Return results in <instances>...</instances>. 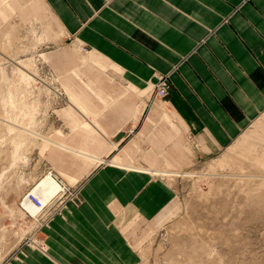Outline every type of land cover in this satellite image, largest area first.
<instances>
[{"label":"crops","instance_id":"obj_1","mask_svg":"<svg viewBox=\"0 0 264 264\" xmlns=\"http://www.w3.org/2000/svg\"><path fill=\"white\" fill-rule=\"evenodd\" d=\"M0 5L12 20L53 38L47 43L70 37L85 51L79 63L103 70V59L126 86L112 94L71 67L79 92L65 84L68 103L58 110L70 130L48 136L40 153L71 183L74 199L0 264H135L124 226L169 202L166 176L222 155L264 170V0ZM0 15L6 18L1 7ZM162 75L165 93L154 94L157 101L141 96Z\"/></svg>","mask_w":264,"mask_h":264},{"label":"rangeland","instance_id":"obj_2","mask_svg":"<svg viewBox=\"0 0 264 264\" xmlns=\"http://www.w3.org/2000/svg\"><path fill=\"white\" fill-rule=\"evenodd\" d=\"M0 7L6 17L0 15V98L7 97L10 91L17 106L35 102L32 124L40 135L53 139L60 129L65 134L70 130L58 110L68 103L64 85L77 90L79 84L71 67H76L83 79H93L112 94L126 87L118 81L117 69L105 60L101 59L103 70L79 63L85 51L70 37H63L59 44L47 43L53 38L41 36L26 22L12 20L15 15L10 8ZM88 96L94 100L91 94ZM141 96H151V101L159 99L150 89ZM0 107V121L16 115L19 119L14 110H6L2 103ZM11 134L0 130V170L5 156L13 149ZM37 145L24 147L26 161L17 158L6 177H0H4L0 180V261L18 243L28 241L38 228V221L18 205L25 188L43 176L47 167H53ZM226 159L222 155L217 163L194 164L186 169L187 176H166L173 189L169 202L154 217L132 221L129 229L124 226L138 252L135 264H264V178L244 176L264 174V170H257L241 157L228 162ZM48 163L52 167L46 166ZM54 173L65 185L71 184L57 170Z\"/></svg>","mask_w":264,"mask_h":264},{"label":"bare ground","instance_id":"obj_3","mask_svg":"<svg viewBox=\"0 0 264 264\" xmlns=\"http://www.w3.org/2000/svg\"><path fill=\"white\" fill-rule=\"evenodd\" d=\"M10 43V42H8ZM18 48V47H16ZM82 50V48H81ZM1 51V50H0ZM6 51V50H3ZM24 51V50H23ZM3 56V55H2ZM30 60V59H26ZM35 62V61H34ZM29 64V63H28ZM26 64V65H28ZM31 65V64H30ZM30 69V68H29ZM2 70V69H1ZM14 93V92H13ZM12 94L9 91L7 97H3V99H1V103L3 104V106H6V110H8L10 108V110H14L13 112H15L16 114L19 115V119L16 116H13L14 118H3L4 121H0V130H4L7 132H12L10 139L13 140L14 144H13V149L11 151H9L7 153V155L5 156L4 160H3V164H2V169L0 170V177L4 176L6 174V172L8 171V169H11L9 167H12L13 164H16V160L17 158L21 161L24 162L26 161L27 157L24 154V147H26L29 144H38L39 145V149L48 142H51L48 136L45 135H40L39 133H37L36 130H34L33 128V122L35 119V116H33V113L35 111V102L32 103H20V105L18 104V106L15 104H13L12 100ZM13 99V98H12ZM0 103V104H1ZM2 106V105H1ZM1 108V107H0ZM5 109V107H2ZM2 110V109H1ZM36 113V111H35ZM34 113V115H35ZM5 114V113H4ZM7 114V113H6ZM10 114V113H9ZM8 114V115H9ZM12 114V112H11ZM7 116V115H6ZM5 117V116H3ZM10 117V116H9ZM34 117V119H33ZM1 120V119H0ZM32 124V125H31ZM15 137V138H13ZM37 145V146H38ZM27 164V163H26ZM263 171V170H260ZM8 173V172H7ZM165 175L168 173H164ZM203 175V173H201ZM200 174V175H201ZM209 174V173H208ZM175 175V174H174ZM187 176V174H184ZM190 175V174H188ZM195 175V174H194ZM198 175V176H200ZM214 175V174H213ZM247 175H252L253 179H255L254 177H256V179H258L259 177L264 178V174L260 173V174H245L244 176L246 177ZM169 176V175H168ZM173 176V175H171ZM205 176V175H203ZM208 176V175H207ZM210 176V175H209ZM212 176V175H211ZM227 176V175H226ZM238 176V175H237ZM6 177V176H4ZM2 177V179L4 178ZM241 177V176H240ZM239 177V178H240ZM225 178V177H224ZM0 179V180H2ZM243 179V177H242ZM246 179V178H245ZM244 179V182L246 181ZM248 179V178H247ZM251 178L249 177V180ZM264 180V179H263ZM240 181V180H239ZM250 182V181H249ZM246 183V182H245ZM246 185V184H245ZM249 185V184H248ZM64 187V185L62 186L60 183L57 182V180L51 175V174H45L43 176H41L40 178L36 179L34 181V184L32 186H30V189L35 192L38 193L40 195V200L42 201V203H44L46 201V198L50 195V193L52 191H54L55 189H62ZM261 188V187H260ZM261 191V190H260ZM72 200H68L66 203H64L61 207V209H63V207ZM23 206L30 212V213H34L35 208L34 206H31L28 202H22ZM5 207V206H4ZM7 208V207H6ZM20 208V207H19ZM21 209V208H20ZM60 209V210H61ZM8 210V209H7ZM11 210V209H10ZM59 214V213H58ZM20 220V219H19ZM37 224V223H35ZM31 226V224H30ZM37 226V225H36ZM27 228V227H26ZM21 231V230H20ZM24 234V233H23ZM21 233V236L23 235ZM35 242H37V239H31ZM17 242V241H16ZM18 243V242H17ZM37 244V243H36Z\"/></svg>","mask_w":264,"mask_h":264},{"label":"built area","instance_id":"obj_4","mask_svg":"<svg viewBox=\"0 0 264 264\" xmlns=\"http://www.w3.org/2000/svg\"><path fill=\"white\" fill-rule=\"evenodd\" d=\"M167 86V81L165 76H159L157 80L152 84L153 94L162 96L165 93ZM51 174L58 183H60L64 187L62 189H55L50 193V195L46 198V201L42 203L40 200V195L38 193L33 192L30 189V185L27 186L22 193L18 205L19 207L30 217L35 219L38 224V227L42 225L47 218L54 212H56L60 206H62L66 201L74 199L75 192L73 189L69 187V185H65L64 181L54 173L51 168L47 167L42 175ZM28 202L31 206H34V213H30L22 204V202Z\"/></svg>","mask_w":264,"mask_h":264}]
</instances>
